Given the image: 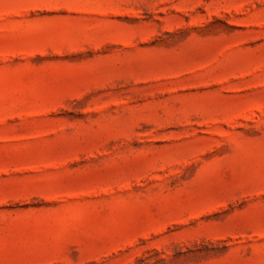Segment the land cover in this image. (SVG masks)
Listing matches in <instances>:
<instances>
[{"label":"rangeland","instance_id":"rangeland-1","mask_svg":"<svg viewBox=\"0 0 264 264\" xmlns=\"http://www.w3.org/2000/svg\"><path fill=\"white\" fill-rule=\"evenodd\" d=\"M0 264H264V0H0Z\"/></svg>","mask_w":264,"mask_h":264}]
</instances>
